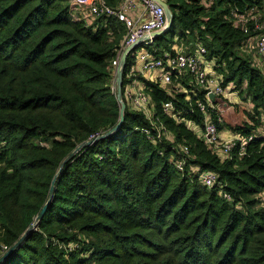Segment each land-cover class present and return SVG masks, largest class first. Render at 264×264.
Returning a JSON list of instances; mask_svg holds the SVG:
<instances>
[{"label": "trees", "instance_id": "obj_1", "mask_svg": "<svg viewBox=\"0 0 264 264\" xmlns=\"http://www.w3.org/2000/svg\"><path fill=\"white\" fill-rule=\"evenodd\" d=\"M166 2L172 36L201 42L222 86L252 103L251 120L232 127L254 134L243 156L237 144L221 159L161 110L172 100L203 126L195 98L144 80L166 136L149 139L142 130L155 129L126 107L116 132L67 159L120 118L110 66L123 23L75 21L68 0H0V256L36 223L57 174L45 214L0 264H264V72L242 50L253 23L244 33L226 18L264 0ZM178 144L189 148L183 170ZM208 170L207 187L197 177Z\"/></svg>", "mask_w": 264, "mask_h": 264}, {"label": "built area", "instance_id": "obj_2", "mask_svg": "<svg viewBox=\"0 0 264 264\" xmlns=\"http://www.w3.org/2000/svg\"><path fill=\"white\" fill-rule=\"evenodd\" d=\"M166 2V0H160ZM70 16L73 20H83L80 12H85L93 18H114L123 23L124 33L121 37L119 48L111 61V89L116 93L117 71L122 74L121 92L118 98L119 105L124 104L130 111L142 113L149 121L152 128L142 131L151 140L165 137L168 130L155 115L154 101L146 92L144 79L154 82L170 93L172 96L182 92L186 99L195 98L197 109L203 116V126L198 125L193 119L187 118L186 113L192 109H181L174 105L172 100L161 105L163 113L183 122L193 130L221 159L230 158L231 150L239 144V156H243L245 147L254 134L241 135L238 132L222 139L219 136L217 124H222L221 115L217 114L215 103L224 97L223 75L214 68L215 62L207 55L206 47L201 42L193 43V47L186 52H181L176 47L164 49L155 42L156 31L164 29L168 24L165 9L159 0H119L118 4L110 6L104 0H68ZM167 3V2H166ZM209 6V3L206 4ZM226 18L233 26H238L247 32L246 24L253 23L254 36L245 42L242 50L251 58V64L264 72V3L253 5L247 11H240L237 7L230 8ZM127 51L126 62H122V55ZM142 75V76H141ZM148 76L149 79H146ZM235 87L233 82H228ZM200 95H203L200 98ZM117 97V93H116ZM251 114L254 107L250 105ZM216 112L213 120V112ZM222 113V112H221ZM264 125V116L261 117ZM179 157L174 161L176 167L183 170L186 166L189 148L187 145L178 144ZM198 180L204 185L213 186L217 183L216 174L212 170L200 172ZM223 198H229L227 193L220 190Z\"/></svg>", "mask_w": 264, "mask_h": 264}, {"label": "crops", "instance_id": "obj_3", "mask_svg": "<svg viewBox=\"0 0 264 264\" xmlns=\"http://www.w3.org/2000/svg\"><path fill=\"white\" fill-rule=\"evenodd\" d=\"M80 14L83 16V20L88 22L89 24L94 22V19L91 18L90 16H88L87 13L80 12ZM172 37L173 38L170 40V43H168L170 48L172 46L174 48L176 47L181 52H186L187 50H189L193 47V45L190 44L189 41H187L188 44L185 46L184 41L182 39H179L176 36H172ZM181 43H182V46H181ZM164 49H166V48H164ZM224 90H225V93H224V97L222 98L223 106L227 105V102H228V105L230 104V107H234L239 111V113H237V117H239L241 120H243V122H249L250 120L247 118V115H248V117H250L251 111L249 112L248 106L250 107V105L252 104L249 101V99H246L244 96L242 97L241 95H239L238 90H236L235 87L231 86L228 83L224 87ZM215 108H216L217 114H219V115H221L224 111L221 108V105L218 101L215 103ZM240 111H243V116H244L243 118L240 117V115H242V114H240ZM221 125H223V123ZM240 125H242V123ZM235 126H238V125L236 124V125L224 126L221 130H219L220 138L225 139V138H228L229 136L235 134L236 131H234L232 129V127H235Z\"/></svg>", "mask_w": 264, "mask_h": 264}, {"label": "water", "instance_id": "obj_4", "mask_svg": "<svg viewBox=\"0 0 264 264\" xmlns=\"http://www.w3.org/2000/svg\"><path fill=\"white\" fill-rule=\"evenodd\" d=\"M159 2L161 3V5L163 6V8L165 9V12H166V16L168 17V24L167 26L164 28V29H161V30H158L155 32V36L157 37L158 35L160 34H163L165 32L168 31V29L170 28L171 26V23L173 21L172 19V15H171V11H170V8L168 6V3L166 2H163V1H160ZM126 55H127V51H125L122 55V62L125 63L126 62ZM117 88H116V93H117V99L121 97L122 95V92H121V83H122V74L120 72V70L117 71ZM124 109H125V106L123 103H121V106L119 108V111H120V118L118 120V122L116 123V125L112 128V130H110L109 132H106L104 134H101L99 135L98 137L96 138H93V139H90V140H87L83 143H81L80 146L77 147V149H75L73 152H71L67 159H69L70 157H72L77 151L80 150V147L81 146H88L94 142H96L98 140V138H101V137H104V136H108L114 132H116V130L121 126V123L123 122L124 120ZM56 176L57 174L52 178L51 180V183H50V189H49V198L47 199L46 201V204L42 207L41 211L38 213V215L36 216V223L37 221L42 218V216L45 214L46 212V209H47V206L49 204V201L52 197V194H53V190H54V181L56 180ZM36 223H33L29 226V228L17 239V241L11 246L10 249H8L5 253H3L1 256H0V262L3 261L5 259V257L15 248H17L23 241L24 239L26 238V236L29 234V232L36 226Z\"/></svg>", "mask_w": 264, "mask_h": 264}, {"label": "rangeland", "instance_id": "obj_5", "mask_svg": "<svg viewBox=\"0 0 264 264\" xmlns=\"http://www.w3.org/2000/svg\"><path fill=\"white\" fill-rule=\"evenodd\" d=\"M176 31V29L175 28H169L168 29V31L167 32H165V33H163V34H160V35H158L156 38H158V40L161 42V43H167V42H169L173 37H172V35H173V32L172 31ZM157 40V39H156ZM155 40V42L157 43V41ZM184 44H185V46L188 44V42L187 41H184ZM158 45V44H157ZM159 46V45H158ZM181 46H182V43H181ZM180 46V47H181ZM172 47V46H171ZM163 48V47H162ZM142 76V75H141ZM146 77V79H149V77L148 76H145ZM243 97V96H242ZM241 97V98H242ZM219 103H220V105H221V108L224 110L223 111V113L221 114V118H222V121H223V126H228V125H240L242 122H243V120H241L239 117H237V113H239V111L236 109V108H234V107H230V104L228 105V102H227V105H224L223 106V101H218ZM248 108H249V112L252 110V108H250L249 106H248ZM213 113H215L216 114V112L214 111ZM240 114H242V115H240V117L241 118H243L244 116H243V111H240ZM247 118L249 119V120H251L250 119V117H248V115H247Z\"/></svg>", "mask_w": 264, "mask_h": 264}]
</instances>
